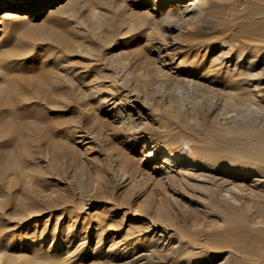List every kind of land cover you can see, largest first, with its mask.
<instances>
[{"label":"rangeland","instance_id":"1","mask_svg":"<svg viewBox=\"0 0 264 264\" xmlns=\"http://www.w3.org/2000/svg\"><path fill=\"white\" fill-rule=\"evenodd\" d=\"M115 1L63 0L43 13L28 11L24 0L14 18L5 21L0 39V151L8 146L10 151L23 147L35 173L24 180L17 171H0V264H35L38 260L43 261L39 264H78V252L93 258L107 252L113 242L112 250L122 247L130 224L140 228L134 234L140 233L142 238L160 235L165 240L173 233L172 244L178 237L183 243L200 235L204 236L202 243H209L216 234L235 231L237 243L254 249L264 260V194L256 195V188L252 193L245 190L247 187L235 189L241 180L230 183L225 173L218 174L223 178L214 183L212 177L199 174L198 167L187 164L191 158L231 160L239 155L235 150L239 142L252 139L260 126L264 128V65L259 69L260 95L249 93L252 105L244 108L224 100H235V79L213 83L210 77L200 78L188 88L183 80L175 81L172 72L185 54L188 63L193 58L199 63L205 56L202 62L208 65L207 61L221 53L215 46L234 30L244 27L258 32L261 14L228 24L225 18L243 15L248 9L228 15L233 2L214 0L218 7L207 11L200 23L176 25L171 31L162 23L158 25L159 16L147 18L133 31L111 20L94 31L92 10L118 20H134L136 13L152 12L150 6L138 8L131 0H120L124 12L123 8L117 11ZM70 41L79 44L73 54L63 50ZM156 45L164 46L162 53L169 51L174 61H163ZM14 47L21 52H13ZM47 52L61 55L65 63L80 71L73 102L56 109L20 106L10 113L5 104L13 98L9 82L19 79L21 85L22 77L26 80L41 69V54ZM89 84H94L93 91L89 92ZM102 94L120 97L140 114L134 113L130 120L118 118L109 102H98ZM57 97L62 100L65 96ZM20 119L30 121V125H21ZM143 140L156 143L164 152L179 154L182 162L164 164L159 155L138 163L149 149L143 147ZM210 201L219 204L212 206ZM225 201L230 202L232 207L226 204L230 209L243 213L248 223L256 222V228L240 225L231 229L229 219L219 210ZM98 226L104 228L100 239L96 236ZM68 231L82 235L64 246L62 238ZM88 234L95 236L89 238ZM81 240L85 242L76 252ZM98 241L101 247L93 253ZM205 252L191 260L183 253L167 259L160 253L157 256L171 264H214L221 257L216 253L211 258Z\"/></svg>","mask_w":264,"mask_h":264},{"label":"bare ground","instance_id":"2","mask_svg":"<svg viewBox=\"0 0 264 264\" xmlns=\"http://www.w3.org/2000/svg\"><path fill=\"white\" fill-rule=\"evenodd\" d=\"M23 1L24 0H0V8H1L0 24L3 25L2 27H0V39H1V35L4 33L5 21L14 18V16L17 14V11L22 8V5L24 3ZM121 1L120 0L115 1L114 6L117 11L123 8L122 10L124 12V3H122ZM132 1L134 5H136L138 8H142L144 6H150V8L148 9L149 11L152 10V12H146L144 14L136 13L134 15L137 16V19L134 20L123 19L122 16H121L122 19L118 20L117 18H115V16L112 18L109 15L112 18L110 19V17H108V15L102 11L90 10L91 11L90 20H91L92 29L98 32L103 27V25H105L107 22H110L111 20L113 24L119 22L120 25L122 24L126 26L128 31H133L139 25L143 24V22H147L146 20L147 18H150L151 16H153V18L159 16L158 25L162 23V25L167 30L171 31L177 28L176 25L183 26L195 22L200 23L201 18L207 13V11L216 9L218 7L217 4H214V0H131V2ZM62 2L63 0H26V3H28L27 6L28 11L43 12V13L48 12L54 6L59 5ZM231 2L235 3L236 5L234 6L233 3H231L232 5L230 6L233 7L230 8V12L227 13L228 15L234 14V12L239 10L241 11L244 8L248 9V11L240 16H232L225 18L226 23L228 24L234 22L236 23L237 21L243 20L245 16L251 18L256 13H259L261 14L260 15L261 19L258 18V20L260 22L262 21L259 25H257L256 28L259 31L257 32L256 30L254 31L253 28L246 29L244 27L234 30L233 33L227 35V37H225L222 40V43L215 46L217 47L215 48V50L218 48L222 49L221 53L219 52L220 54L216 55V57H214L213 59L211 58V60L207 61L208 65L202 62L205 59L204 58L205 56L201 57L199 63L192 61L194 58L190 61V63H188L187 59H185L186 57L185 54L180 59V61L177 64H175L176 71H172V72H174L173 74L174 80L177 82L179 81L182 82L183 80L184 83L188 86V88L192 87L196 83H199L200 78L206 79L210 77L211 82L214 83L219 80H225V78L231 77L236 80V84H233L234 86L233 89L235 91V100L231 101L232 99L229 100V97L228 98L225 97L224 100L226 101L227 104H230L231 106L244 108L245 106L252 105L251 100L253 99H251L249 95L251 94L252 96H256L257 93H258L257 95H260V92L262 90V86H261L262 82L259 76L260 75L259 69L262 68V66L264 65V0H231ZM26 17L27 15L25 16V18ZM144 34H146V32ZM146 39L150 40L151 37L147 36ZM119 45L120 44L118 41L115 48ZM77 47H79V44H77V42L73 43L72 41H70L64 45L63 50L67 54L70 53L73 54V51ZM155 48L157 49V52L163 61H166L167 58H169L172 62L174 61L175 58L170 55L169 51L162 53L163 51H165L164 46L156 45ZM11 50H13V52H18V53L21 52V49L17 47H14ZM113 53L115 54V51ZM5 54H8V51H6ZM106 54H108V52ZM41 55H43L42 58H40L41 59L40 64L42 66V67L40 66L41 69H38V71L36 70L32 75H30V77L26 76V80H24L23 77L21 78V76L19 77L21 78V80L23 79L22 83H26L27 87L26 85L21 86L22 83L20 85L19 79H16L18 83H16L15 79L14 81L11 80L13 82L12 83L13 85L11 84V82H9L8 87H10V89L8 87L7 88L13 94V98H11L5 104L10 108L9 111L10 113L11 112L13 113V109H16L20 106L25 107V109H28V107L56 109L69 105L71 101L73 102L75 89H76L75 81H77L76 79L78 78L80 79L81 77L79 76V74H81L80 71H75V68L73 66H71L67 62L65 63L64 60L61 58V55L59 54H53V52L52 53L47 52L46 54H41ZM180 74H183V77H181ZM198 74H200L199 77L197 76ZM90 84H89L90 87H88L89 92L93 91L94 88L93 87L94 84L93 86H91ZM118 91L119 93L122 92L120 90ZM252 91H256V94L255 95L252 94L253 93ZM96 93L98 95L99 92ZM58 95L65 96L63 98L64 100L59 99V97H57ZM98 99H99L98 102L102 104L104 103L105 105L106 103L109 102L108 104L111 106L110 109H112L113 112L116 113L118 118L122 117V120H124V117H127V119L130 120L131 117L134 115V113L140 114V111H138L136 108L128 106V104H124L120 97L116 98L110 94H102L99 96ZM10 116L12 117V115ZM0 117L2 118V115ZM134 120H138V119H134ZM132 122L134 123L135 126L137 125L135 124L137 121L136 122L132 121ZM24 123L29 124L30 121H27L25 119L23 120L20 119V124L22 125ZM29 125H27V127ZM258 132L259 133H257L255 137H253L252 139L251 137H247L245 140H243V142H239V144H237L235 150L236 153H238L239 155L231 160H227V161L224 160L223 162H221V161H213L214 159L213 160L207 159V157L206 158L203 157L202 159L191 158L189 161H187V164L193 167H198V170H200L199 174L203 176L208 175L207 177H209V179L210 177H212L214 183L215 180L217 181L218 178H223V176L219 177L218 174L220 173H225L228 176L227 179L225 178V180L229 181L230 183L232 181L234 182L239 179L242 181V183L241 181L240 184H238V182L237 184L234 183L235 185L233 187L235 189L238 190V188L236 187H243L241 189L247 187L245 188V190L249 189V191H251L252 193V191L255 190L254 188H256L258 192L256 191L255 194L260 196L264 194L261 193L264 192V128L260 126ZM147 140H143V147L147 145L149 148L148 152L147 154L142 155V158L138 161V163L149 161V159L152 158H157L159 155H162V163L164 164H171L172 166H176V163L182 162L179 154L172 151L164 152L159 145H157L154 142L153 144L148 143ZM26 153L27 152L24 151L23 147L19 149L17 148L12 149L10 151V148L8 146L2 151H0V171L4 173L5 172L8 173L14 170L17 171L24 180L31 179L35 173V169L30 164H28ZM161 166H163V164H161ZM172 170H174V167H172ZM227 200H229V198ZM237 201L238 200H235V202ZM229 203H226L225 201V205H223V207H220L219 210L224 213V216L227 219H229L228 221H230L231 229H235V228L237 229V227H239L240 225L242 226L245 225L246 229L247 227L250 229L256 228L255 227L256 222L248 223V221L243 217L244 216L243 213L241 215V213L237 211L238 209L236 210L233 208L230 209V207L232 206ZM218 204L219 203L213 201H210L209 203V205L212 206L213 205L218 206ZM226 204H229L228 206L230 207L226 206ZM98 227L97 230L99 234H97L96 236L99 237L100 239L101 235L103 234L104 228L100 226ZM71 231H68L63 235L64 236L62 238L63 242L61 243L64 246L65 245L68 246L72 242L75 236L82 235L80 231H74V232ZM135 231H140V228L137 227L133 228V226L130 224V226L126 229V236H125L126 238L124 237L125 241L121 240L123 241L122 242L123 246L120 247L118 245L119 247L116 250H112V248H110V246L114 245L113 243H115L112 241L113 242L111 243L112 245L107 247V252L97 253L94 256H92L93 258H90V256H88L85 253L78 252V256L76 255L79 259L78 264H171L161 261L160 257L157 256V254L160 253L163 258L167 259L170 256L176 254H180L181 256V254L183 253L186 255V259H190V258L197 259L198 256L205 251H207L205 253H207V255L210 256L211 258H215L216 253L218 254L221 253V257L219 259H216L217 261L215 260L214 264H261V262L259 261L260 257L258 253H255L253 247H252L253 250H250L245 246V244L242 245L237 243V240H235L236 237L235 238L233 237V235H235L234 233L235 231L233 232L234 233L233 234L230 233L231 231L230 230L228 232L229 235L225 231H224V235L221 233L217 236L216 234V236L212 240H210L209 243L207 241H205V243H202L203 241L201 238L204 236L200 238L201 235L196 236L195 239L192 238L183 243L180 237H178L176 244L171 243L172 242L171 237L174 236L173 233H169V238L162 240L161 238H159L160 235L158 237H155L154 235H149V236L144 235V237L142 238V236H138L140 233L137 232L138 234H134ZM43 236L44 235H41V237ZM88 236L89 238H92L95 235L92 236L91 234H88ZM206 236L207 235H205V237ZM84 242H85L84 240L83 241L81 240V242L78 244L80 246L75 248V250L77 249L76 252L81 249L80 247ZM118 243H120V241H118ZM98 247H101L99 241L98 243H96V246L92 252L95 253L97 249H99ZM262 257L264 258V256ZM42 262L43 261L38 260L35 262V264H39ZM74 263L72 262L71 264Z\"/></svg>","mask_w":264,"mask_h":264}]
</instances>
